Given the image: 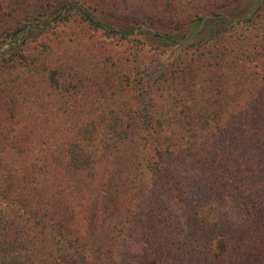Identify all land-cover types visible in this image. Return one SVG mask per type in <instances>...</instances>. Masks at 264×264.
Segmentation results:
<instances>
[{
	"label": "trees",
	"instance_id": "obj_1",
	"mask_svg": "<svg viewBox=\"0 0 264 264\" xmlns=\"http://www.w3.org/2000/svg\"><path fill=\"white\" fill-rule=\"evenodd\" d=\"M167 1L0 0V48L17 43L0 53V264H264L260 10L182 44L230 6ZM129 6L157 32L123 25ZM61 23L175 53L135 80L148 53L110 55ZM61 82L82 98L58 99Z\"/></svg>",
	"mask_w": 264,
	"mask_h": 264
},
{
	"label": "rangeland",
	"instance_id": "obj_2",
	"mask_svg": "<svg viewBox=\"0 0 264 264\" xmlns=\"http://www.w3.org/2000/svg\"><path fill=\"white\" fill-rule=\"evenodd\" d=\"M152 1L153 3L156 4V9L157 11L161 12L162 8L160 7V2L159 1H163L166 2V0H144V3H146L148 6L152 5ZM197 3H199V5H205L208 2H214V0H196ZM192 2H194V0H168L167 3L171 4L172 6L169 7V10L174 9V8H180V7H185L187 5H190ZM135 3V2H133ZM221 5H225V6H230V9H225L223 10L221 13V15L218 16H213L210 14H206L205 16L202 17H213V18H207V20L209 19H217V18H221L223 16L228 17V12H224L226 10H229V12L231 13V15L229 16H233L236 17L234 19H241L243 17H246L248 15H250L254 9H256V11L254 13H256L258 10H260L259 13L260 16L257 17L255 19L254 22V28H263L264 27V0H219L218 2ZM258 6V8H256ZM129 8H131L129 14H128V19L126 20V22H124L123 25H125L127 28H131L132 33L136 34L138 32H151L153 34H155L157 31L154 30L155 27H157V22H151L150 20H146L145 17H142L141 14L134 9V7L129 6ZM177 11V10H176ZM65 13V9L62 10V13L64 15ZM183 12L182 10H178L176 12V16L177 17H182ZM252 16V15H251ZM249 18V17H248ZM198 22V25H196L194 30H191L188 35L185 37V40L181 41L182 44H186L189 43L194 36L201 30H199V27L201 26V22ZM231 20V18H229ZM247 19V18H246ZM206 20V21H207ZM245 20V19H244ZM206 21L204 22V25L206 23ZM243 21V20H242ZM56 22H50L47 25H39L40 29H50L51 27L55 26ZM203 25V26H204ZM223 27H225V25L223 23L214 24V27H209V32L211 33H215L216 31L222 29ZM203 28V27H202ZM141 29H145V30H141ZM70 30H78L80 31V33L84 34V38H91V42H95L97 43L99 46L103 47L104 49H107L110 53V55H121L124 57V59H127L128 61H133L137 58V53H144L146 52V54L148 53L150 57H152V59H154L153 64H149L148 60L144 61L140 68H139V64H137V71L135 73V80H151V81H155L156 79H159L163 73L164 67L166 65V63L168 61H170V59L173 57L174 55V50L173 48H162V46H158L160 47L159 51L160 53H155L153 51L149 50V47L152 48V46H149L146 43L145 47H142L140 45H137L136 43H134V37H129L128 39H121L119 35H109L104 33L103 31H98V32H93V31H89L86 29V25L84 24H72V23H61V25L57 28V32L59 31H64V32H68ZM115 30H118L117 28H115ZM186 30V28H182L181 27V31ZM207 31V33H208ZM179 32V33H180ZM195 32H197L192 38H190ZM160 33V32H159ZM28 35V33H27ZM190 39V40H189ZM129 40H132V43L129 42ZM14 42H6L4 44H2L1 47H5L7 45H10ZM34 45V44H33ZM137 45V46H136ZM32 46V45H31ZM164 49V52H161V50ZM6 52V50L4 51V53ZM3 53V52H2ZM10 54L5 55V57H8ZM49 71H52V68L49 69ZM61 83H65L64 86H61L58 88V90H56V94H58L59 96L57 97L58 99H63L67 97L66 93H71L73 98H82L80 89H78L76 86V84L70 82V84L68 82H61ZM77 92H79V94H77ZM51 94V90L46 89L43 92V95L45 96V101L47 103L50 102V100H52V96ZM64 100V99H63Z\"/></svg>",
	"mask_w": 264,
	"mask_h": 264
},
{
	"label": "water",
	"instance_id": "obj_3",
	"mask_svg": "<svg viewBox=\"0 0 264 264\" xmlns=\"http://www.w3.org/2000/svg\"><path fill=\"white\" fill-rule=\"evenodd\" d=\"M256 8H258V6H257ZM255 11H256V9H254V11H253L250 15H248V16H246V17H243V18H241V19H237V20H235V21H242V20H244V19L250 17L251 15H253ZM207 18H213V17H205V18H203V19H202V22H201V26L199 27V30L202 29V27H203V25H204V22L207 20ZM28 30H29V27L26 28L25 33H24V37L21 39V41H23L24 38L26 37V35H27V33H28ZM141 30H145V29H141ZM196 33H197V32H195L190 38H192ZM189 40H190V39H189ZM16 45H17V43H16V44H15V43H12V44L7 45V46H5V47H1V48H0V53L4 52L5 50H8V49H10L11 47L16 46Z\"/></svg>",
	"mask_w": 264,
	"mask_h": 264
}]
</instances>
